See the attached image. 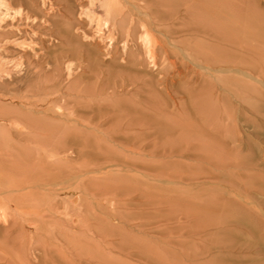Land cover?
Segmentation results:
<instances>
[{
	"label": "rangeland",
	"instance_id": "1",
	"mask_svg": "<svg viewBox=\"0 0 264 264\" xmlns=\"http://www.w3.org/2000/svg\"><path fill=\"white\" fill-rule=\"evenodd\" d=\"M184 7L157 68L87 71L44 135L0 119V264H264V74L210 71Z\"/></svg>",
	"mask_w": 264,
	"mask_h": 264
},
{
	"label": "bare ground",
	"instance_id": "2",
	"mask_svg": "<svg viewBox=\"0 0 264 264\" xmlns=\"http://www.w3.org/2000/svg\"><path fill=\"white\" fill-rule=\"evenodd\" d=\"M182 6L215 25L213 30L206 28L204 36L217 57L204 60L210 71L230 67L227 72L253 80L264 74V65L261 71L253 60L264 52V0H0V99L10 103V111H0V119L16 124V133L26 136L37 134L42 126L38 130L44 135L52 107L67 108L81 98L73 85L87 71L106 61L112 75L140 76L143 55L157 68L156 52H166L172 41L162 29L176 22ZM130 83L122 78L113 87L124 89ZM54 120L55 127L70 122L64 114Z\"/></svg>",
	"mask_w": 264,
	"mask_h": 264
}]
</instances>
